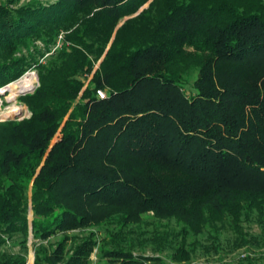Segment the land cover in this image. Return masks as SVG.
<instances>
[{"label": "trees", "instance_id": "obj_1", "mask_svg": "<svg viewBox=\"0 0 264 264\" xmlns=\"http://www.w3.org/2000/svg\"><path fill=\"white\" fill-rule=\"evenodd\" d=\"M31 68L29 116L0 121V233L24 243L150 212L200 227L218 216L242 233L251 211L264 216V0H3L0 87ZM94 244L65 258L63 238L34 264H88ZM103 251L111 264L162 263Z\"/></svg>", "mask_w": 264, "mask_h": 264}, {"label": "rangeland", "instance_id": "obj_2", "mask_svg": "<svg viewBox=\"0 0 264 264\" xmlns=\"http://www.w3.org/2000/svg\"><path fill=\"white\" fill-rule=\"evenodd\" d=\"M30 1L47 3L55 0H19V4ZM146 6L147 4L144 5V7ZM132 16L134 15L121 19L116 27ZM82 21L83 18L73 25L70 30L79 27ZM63 32H68V30L61 33ZM58 40L59 37L57 36L56 42L51 45L49 53H45L43 56L36 54V59L41 64L50 63L53 57L51 54L56 53L62 45L61 40L60 42ZM36 44L40 48L43 47L40 41H36ZM55 48L57 49L55 50ZM20 54H26V51H21L17 56ZM100 60L101 58L95 62L94 67L98 66ZM27 72L34 74L36 77L33 87L35 89L38 86L37 72L34 68L27 70L25 73L27 74ZM194 72L195 70L191 74H194ZM24 74L19 78L21 79ZM16 80L11 82L16 83L19 81ZM8 84L0 87V120L8 117L16 118V120L28 117L30 114L28 108L19 98L24 94L31 93V91L21 92L15 89H9L11 91H8L6 87L11 86V84ZM13 96H15L14 99L11 98ZM13 107L19 108L18 114L4 117L3 113ZM58 136L54 138L53 142ZM157 175L172 177L179 174L175 171L166 170L157 172ZM242 200H244L242 201L243 206L249 205V202H255V200L247 199V197ZM261 204L264 210L263 197L260 196L257 202L258 207ZM186 206L190 210L196 209L194 202H189ZM251 213L250 219L243 220L240 224L242 233H236L226 223H219L218 219L220 217L218 216H212L217 221L213 225L209 227L201 225L200 227L197 224H184L176 218L158 219L153 216L152 212L143 215L141 220L136 223L125 224L120 220L119 215H113L100 225L60 232L44 239H34L29 234L24 243L21 242V233L11 237L0 233V258L3 256H19L25 258V264H34L36 249L41 253L51 254L57 242L63 238H65L64 251L65 258H67L75 245L90 238L95 244L89 256L88 264H111L103 257L105 248L124 250L134 256L158 257L162 260L161 264H243L247 261L264 263V216L259 217L256 211H251ZM28 215L31 216V211Z\"/></svg>", "mask_w": 264, "mask_h": 264}, {"label": "bare ground", "instance_id": "obj_3", "mask_svg": "<svg viewBox=\"0 0 264 264\" xmlns=\"http://www.w3.org/2000/svg\"><path fill=\"white\" fill-rule=\"evenodd\" d=\"M36 77L32 73H27L24 75L18 82L11 84V86L6 87V90L11 91L9 89H15L17 91H29L34 87ZM23 110V109H22ZM19 108L13 107L6 113H3V116L15 115L18 114ZM9 118V117H8Z\"/></svg>", "mask_w": 264, "mask_h": 264}, {"label": "built area", "instance_id": "obj_4", "mask_svg": "<svg viewBox=\"0 0 264 264\" xmlns=\"http://www.w3.org/2000/svg\"><path fill=\"white\" fill-rule=\"evenodd\" d=\"M58 37H59L58 42H60V40H61V34L58 35ZM55 49H56V48H55ZM96 92H97V94H98L99 97H103V96L105 95L104 91L101 90V89L97 90Z\"/></svg>", "mask_w": 264, "mask_h": 264}, {"label": "water", "instance_id": "obj_5", "mask_svg": "<svg viewBox=\"0 0 264 264\" xmlns=\"http://www.w3.org/2000/svg\"><path fill=\"white\" fill-rule=\"evenodd\" d=\"M34 88H32L30 91L32 92ZM7 119H16V118H6V119H1L0 121L7 120Z\"/></svg>", "mask_w": 264, "mask_h": 264}]
</instances>
